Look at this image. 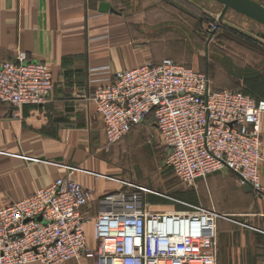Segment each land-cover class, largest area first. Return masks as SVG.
<instances>
[{"label": "built area", "instance_id": "built-area-1", "mask_svg": "<svg viewBox=\"0 0 264 264\" xmlns=\"http://www.w3.org/2000/svg\"><path fill=\"white\" fill-rule=\"evenodd\" d=\"M215 27L209 32H215ZM104 71L107 69H103ZM53 90L49 67L23 52L0 64V102L19 109L41 105ZM106 150L137 126L157 131L163 167L183 186L229 171L240 187L260 191L258 168L264 100L211 88L205 73L166 59L110 74L93 96ZM66 177L0 209V264H217V223L228 217L176 201L132 180L110 178L120 188L97 200L95 218L82 213L93 191ZM153 194L186 212L147 210ZM93 221L90 249L85 226ZM259 264H264V257Z\"/></svg>", "mask_w": 264, "mask_h": 264}, {"label": "crops", "instance_id": "crops-1", "mask_svg": "<svg viewBox=\"0 0 264 264\" xmlns=\"http://www.w3.org/2000/svg\"><path fill=\"white\" fill-rule=\"evenodd\" d=\"M164 3L0 0V64L23 52L29 60L44 62L53 79V90L41 105L15 109L0 102V209L66 177L70 169L76 170L72 177L79 184L93 191L92 203L82 211L86 216L95 218L99 197L120 188L110 179L124 180L123 155L115 149L120 142L106 150L103 123L93 102L96 88L117 71L166 59L207 73L180 63L192 58L188 45L204 43L201 26L172 16ZM102 4L108 5L107 12H100ZM213 36L208 34L205 42L223 43ZM233 64L222 70L231 84L216 87L210 78L211 88L264 99V67ZM245 68L263 76L256 80L259 90L253 87L256 81L246 83L240 75ZM137 136L143 138L133 133L123 140ZM261 143L260 191H246L234 173L221 171L198 180L196 189L188 188L191 199H177L232 219L217 223V264H259L264 257V115ZM146 205L150 211L147 200ZM85 236L88 247L95 249L93 221L85 226ZM80 264L92 263L81 259Z\"/></svg>", "mask_w": 264, "mask_h": 264}, {"label": "rangeland", "instance_id": "rangeland-1", "mask_svg": "<svg viewBox=\"0 0 264 264\" xmlns=\"http://www.w3.org/2000/svg\"><path fill=\"white\" fill-rule=\"evenodd\" d=\"M164 2L168 3L165 6L170 8L172 16L185 19L193 26H201L204 43L188 45L187 55H191L192 58L180 63L194 65L199 71L207 70L216 87L217 83L231 84L222 75V70L224 71L228 65L234 66L233 63H237L239 67H264V39L257 35L264 34V26L231 10L226 11L220 20L223 8L211 0H156L157 5H164ZM260 2L264 5V0ZM214 27L215 32H209ZM208 34L214 35L215 41L223 43H206ZM133 133H140L143 138L137 136L125 139L115 148L123 155L121 164L124 180H133L141 186L174 197L176 201L191 199L188 194L190 189L181 188L179 181L164 169L163 148L155 128L151 125L146 127L139 125L127 137ZM147 203L151 206V209L148 208L150 211L157 210L162 213L187 211V207L153 194L147 196ZM228 221L232 222V219L228 218Z\"/></svg>", "mask_w": 264, "mask_h": 264}, {"label": "water", "instance_id": "water-1", "mask_svg": "<svg viewBox=\"0 0 264 264\" xmlns=\"http://www.w3.org/2000/svg\"><path fill=\"white\" fill-rule=\"evenodd\" d=\"M218 5L222 6V12L220 20L225 15L226 11L231 10L234 13L243 16L259 25L264 26V5L261 4V0H211ZM108 5L102 4L100 6V12H107ZM110 12L114 13V10L110 9ZM258 37L264 39V34H257ZM152 124L153 121L151 120ZM246 191H251L249 187H244Z\"/></svg>", "mask_w": 264, "mask_h": 264}, {"label": "trees", "instance_id": "trees-1", "mask_svg": "<svg viewBox=\"0 0 264 264\" xmlns=\"http://www.w3.org/2000/svg\"><path fill=\"white\" fill-rule=\"evenodd\" d=\"M260 38V37H259ZM251 73H253L254 75L253 76H249ZM206 75L208 76V78H209V80H210V74H209V72L207 71V73H206ZM240 75L241 76H243V75H245V82L246 83H252V82H255L257 79H261V80H263V76L262 75H259V74H256L254 71H250V70H248V69H244L243 71H241V73H240ZM250 86H251V84H249ZM258 86H259V84H258V82L256 81V83L255 84H253V87L254 88H256L257 90H259V88H258ZM213 90H215V91H221V90H233V91H239V90H236V89H213ZM260 91H262V90H260ZM239 92H241V91H239ZM252 97V96H251ZM253 98V97H252ZM255 99V98H254ZM255 100H257V101H259L260 99H255ZM261 100H264V99H261ZM121 142V141H120ZM166 170H168V169H166ZM169 171V170H168ZM170 173H171V171H169ZM172 174V173H171ZM173 176V175H172ZM174 177V176H173ZM175 178V177H174ZM133 181V180H132ZM134 182V181H133ZM136 183V182H135ZM138 184V183H137ZM149 189V188H148ZM155 191V190H154ZM157 192V191H156ZM158 193H160V192H158ZM171 197V196H170ZM174 198V197H173ZM176 199V198H175Z\"/></svg>", "mask_w": 264, "mask_h": 264}]
</instances>
